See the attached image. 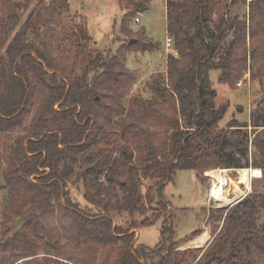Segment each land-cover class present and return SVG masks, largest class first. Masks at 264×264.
I'll use <instances>...</instances> for the list:
<instances>
[{"label": "trees", "instance_id": "1", "mask_svg": "<svg viewBox=\"0 0 264 264\" xmlns=\"http://www.w3.org/2000/svg\"><path fill=\"white\" fill-rule=\"evenodd\" d=\"M144 1L118 0L124 10L123 32H131L128 18L137 7L146 8ZM237 1L167 0L166 33L176 54L166 55V75L147 81L154 96L135 99L121 117L122 89L134 83L124 54L132 47L156 50L158 42L137 30L133 42L122 43L104 58L90 47L86 27L68 34L53 25H61L67 0H38L17 30L21 10L30 0H0V132L20 124L25 104L36 102L26 132L3 149L2 175L9 190L5 220L12 215L23 219L21 229L3 243L5 248L35 254L24 228L35 232L54 218L62 234L46 245L61 253L72 244L79 250L84 241L94 253L105 250L94 264H184L188 254H193L189 264H259L255 254L264 257V224L258 221L264 193H249L226 212L218 208L222 224L202 249L177 248L200 231L174 238L172 207L163 193L177 169L200 174L207 167L249 165L241 160L248 153L247 125L264 126V105L258 101L248 121L231 118L219 127L226 104L215 105L209 79V70L216 68L219 80L234 87L249 67L250 78L263 81L264 0H242L248 8L243 19L229 10ZM65 37L71 41L68 48L59 45ZM120 134H128V139L115 144ZM252 144L264 156V139L253 138ZM251 164L259 166L257 161ZM147 180L151 183L143 194ZM69 181L82 182V195L94 211L71 199ZM151 190L163 213L137 221L134 214L147 211ZM122 213L130 217L128 222L114 220ZM159 217V242L154 247L134 242L132 229ZM61 237L66 242L60 245ZM85 257L88 261L91 255ZM31 263L41 264L36 259Z\"/></svg>", "mask_w": 264, "mask_h": 264}, {"label": "rangeland", "instance_id": "2", "mask_svg": "<svg viewBox=\"0 0 264 264\" xmlns=\"http://www.w3.org/2000/svg\"><path fill=\"white\" fill-rule=\"evenodd\" d=\"M38 0H30L28 7L25 10H21V18L16 26V30L20 27L23 21L26 19L30 11L33 9ZM47 2L49 0H46ZM69 8L62 10L60 16V23L53 22V25L64 29L68 34L78 31V26L86 27L90 36V47L101 51L104 58L112 54L116 49L120 47L122 43L128 42L132 37H137L132 32L137 30H143L144 35L153 41L160 44V47L156 50H136L132 47L125 52L123 57V63L126 68L134 76V83L130 87L122 89L121 104L124 107V113L121 117H124L128 110L133 108L132 103L135 99L142 97L148 99L154 96V93L146 86L147 81L157 77L159 73L166 75V54L165 50V38H166V2L167 0H146L144 1L143 10L137 7V10L128 18V29L131 32H123L121 30V20L124 15V10L119 6L118 0H67ZM135 3H139L140 0H133ZM248 1V0H247ZM231 13H238L240 18L248 15L247 4L242 0H238L235 4L229 5ZM138 15L140 21L135 22L134 17ZM43 26H41V29ZM135 33V32H134ZM261 41V37L258 38ZM60 46L70 47L71 41L68 38H64L63 42L59 43ZM248 48V63L251 64L250 56L253 53L249 38L247 39ZM4 50H1V53ZM219 69L212 68L209 70V79L211 86L215 89L216 95L214 98L215 105L226 104V111L218 120V126L223 127L231 118H236L239 121H248L249 111L257 105V102L261 101L264 105V78L262 82L258 79H251L249 67L238 79L235 86H230L227 82L219 80ZM241 82V83H239ZM36 102L34 99H30L25 104V110L23 113L20 124L7 131L0 132V264H32L31 259H36L39 263L44 264H94L102 260L105 255V250L101 253H94L89 244L81 241L80 249L77 250L76 245L68 248H62V252L50 248L46 245V242L50 244L54 243L58 238V234H62L60 224L56 219H49L47 228L38 229L33 232L29 228L26 229V233L30 241L29 246L32 247L35 254H30L31 251L26 248H7L3 243L16 232H18L23 225L22 223L15 226L13 222L16 221L20 215H12L9 221L5 220L4 211L7 207L9 190L5 184L2 169L6 165V161L3 156V149L6 143H10V140L18 135H23L28 128L31 118L35 112ZM57 106V104H56ZM146 127L152 128L150 122L145 123ZM249 132V147L247 157H242L241 160L244 164H251L253 161H257L260 167L264 169V156L259 148H254L252 144L253 138L259 137L264 139V126H252L250 123L247 125ZM128 139V134L118 136L116 138L117 143H125ZM114 143H111L110 147H114ZM247 162V163H246ZM218 167V166H217ZM213 168V167H207ZM203 170V169H202ZM201 173L203 171H200ZM199 174L194 169L181 168L177 169L173 179L168 181L163 188V193L169 200L172 207V227L174 229V238L181 240L190 236L194 231L200 230L203 224L210 230L213 237L214 233L222 224V217L219 215L218 207L206 206L207 198V177ZM76 175H74L75 178ZM243 176V175H242ZM73 178V179H74ZM151 183L148 180L145 186L142 188V193L147 191V184ZM68 188L70 191L71 199L76 202L81 208L85 210H93L91 204L87 202L83 195V185L81 181H69ZM241 192V190H239ZM256 193H264V176L262 178H256L253 180L252 189L250 195ZM152 201L146 202V206L149 207L144 214L136 212L134 217L137 221L143 218L152 219L153 215L163 213L162 208L157 204V195L154 190L150 191ZM231 207V206H230ZM230 207H224V210H228ZM58 213L57 211L55 212ZM258 221L264 224V206L259 208ZM162 217H159L151 223L141 224L132 230L135 232L134 242L141 243L147 247H154L160 240ZM116 222H128L130 217L125 213L122 215H114ZM138 230V231H137ZM209 235L207 232H203L198 235L194 240L197 243L198 248L202 249L205 246ZM84 239V238H82ZM81 239V240H82ZM65 238H60V245L65 243ZM28 247V246H26ZM86 255H91L88 259ZM36 257V258H34ZM256 260L259 264H264V257L255 254ZM47 258V259H46ZM185 263L192 262L193 254L185 256Z\"/></svg>", "mask_w": 264, "mask_h": 264}, {"label": "built area", "instance_id": "3", "mask_svg": "<svg viewBox=\"0 0 264 264\" xmlns=\"http://www.w3.org/2000/svg\"><path fill=\"white\" fill-rule=\"evenodd\" d=\"M134 21H140L138 15L134 17ZM164 45L167 54H176L173 39L169 34H166ZM236 169L239 170L238 173ZM203 175L208 179L206 206L226 208L248 195L252 189L253 180L262 178L264 172L262 167L249 164L235 168L220 166L208 168L203 170Z\"/></svg>", "mask_w": 264, "mask_h": 264}, {"label": "crops", "instance_id": "4", "mask_svg": "<svg viewBox=\"0 0 264 264\" xmlns=\"http://www.w3.org/2000/svg\"><path fill=\"white\" fill-rule=\"evenodd\" d=\"M138 231V230H137ZM200 231V233L199 234H197V235H195L194 237H192V238H190V239H188L187 241H183V242H181L179 245H178V249H186V248H192V247H194V248H198V247H196L197 246V243L195 242V238L198 236V235H200V234H202L203 232H207L208 233V235H209V238H208V240H207V242H206V244H205V246L209 243V241L212 239V235H211V232H210V230L205 226V224H203V227L199 230ZM196 245V246H195ZM205 246H203L202 248H204Z\"/></svg>", "mask_w": 264, "mask_h": 264}, {"label": "water", "instance_id": "5", "mask_svg": "<svg viewBox=\"0 0 264 264\" xmlns=\"http://www.w3.org/2000/svg\"><path fill=\"white\" fill-rule=\"evenodd\" d=\"M135 40V38H130L129 39V43H131V42H133ZM238 169H236V173H238ZM2 183V179H0V184ZM20 223H22V218L21 217H19L16 221H14L13 222V225L15 226V231H16V226H17V224H20Z\"/></svg>", "mask_w": 264, "mask_h": 264}, {"label": "bare ground", "instance_id": "6", "mask_svg": "<svg viewBox=\"0 0 264 264\" xmlns=\"http://www.w3.org/2000/svg\"><path fill=\"white\" fill-rule=\"evenodd\" d=\"M225 201L227 202V200L225 199Z\"/></svg>", "mask_w": 264, "mask_h": 264}]
</instances>
